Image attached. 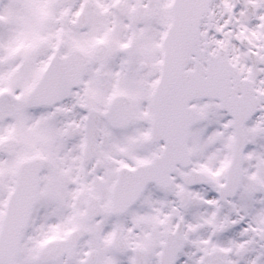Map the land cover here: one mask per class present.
<instances>
[{"label":"snow or ice","instance_id":"snow-or-ice-1","mask_svg":"<svg viewBox=\"0 0 264 264\" xmlns=\"http://www.w3.org/2000/svg\"><path fill=\"white\" fill-rule=\"evenodd\" d=\"M0 264H264V0H0Z\"/></svg>","mask_w":264,"mask_h":264}]
</instances>
